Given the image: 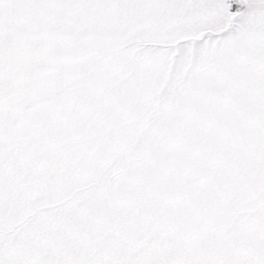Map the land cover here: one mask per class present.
<instances>
[{
    "label": "snow or ice",
    "instance_id": "obj_1",
    "mask_svg": "<svg viewBox=\"0 0 264 264\" xmlns=\"http://www.w3.org/2000/svg\"><path fill=\"white\" fill-rule=\"evenodd\" d=\"M0 264H264V0H0Z\"/></svg>",
    "mask_w": 264,
    "mask_h": 264
}]
</instances>
